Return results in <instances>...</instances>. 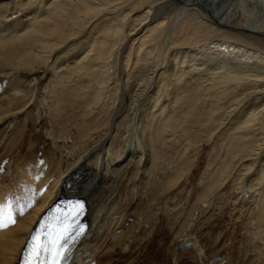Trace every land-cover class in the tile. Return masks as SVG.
Segmentation results:
<instances>
[{"label": "bare ground", "instance_id": "obj_1", "mask_svg": "<svg viewBox=\"0 0 264 264\" xmlns=\"http://www.w3.org/2000/svg\"><path fill=\"white\" fill-rule=\"evenodd\" d=\"M0 67L16 73L0 84V122L26 110L39 89L76 91L64 128L76 132L70 153H78L66 171L58 161L53 169L17 164L7 184L0 171V264H16L60 196L88 206L90 229L72 264L126 259L138 177L142 191L162 195L207 147L209 178L196 199L226 193L231 182L235 224L254 228L264 264V0H0ZM199 237L183 248L209 264ZM226 247L215 264L238 258Z\"/></svg>", "mask_w": 264, "mask_h": 264}, {"label": "rangeland", "instance_id": "obj_2", "mask_svg": "<svg viewBox=\"0 0 264 264\" xmlns=\"http://www.w3.org/2000/svg\"><path fill=\"white\" fill-rule=\"evenodd\" d=\"M250 12L256 13V11ZM19 74L28 75V78H31V75L24 70H21ZM15 75L16 73L11 69L9 70V67H0V84L5 85L7 80ZM55 85L59 84L55 83ZM65 85L63 84L60 90L58 87V89L54 88V92L39 89L35 95L38 97H33L29 101L26 110L9 116L0 122V171L2 174L4 173L3 176L7 175L3 180L4 184L11 180L12 171L17 164L30 166L31 163H34L36 165L41 164L44 169H53V163L58 161L60 165L62 164V171H66L71 166L72 161L76 159L78 153H70L71 147H74V150L77 147L71 138L76 132L71 133L69 131L71 129L67 125V121L70 120L68 117L72 115L73 118V111L65 109L72 105L71 101L69 102L67 99L71 96L75 98L77 93L73 88L68 89V86L67 89H64ZM65 125L69 130L64 128ZM210 152L208 147L206 150L204 149L190 173L181 179L174 189L162 195L157 193L155 197H152L149 196L147 190L142 191L140 188L143 187V176L141 174L138 177L135 185L137 190L133 200L134 204L129 210L131 219L127 223V228L131 225L135 226L134 237L136 240L132 239L130 243L132 251L130 256L123 259L120 258L122 257L121 253L117 254V260L112 261L114 264H125L124 261H127V264H175L178 261L183 264H195L194 255L188 249L183 248L182 242L198 236H201L199 238L204 237L201 241L203 245H206V251L212 256L209 264L219 263V254L227 253L226 246L230 244L238 248V251L240 250V252L237 251L239 254L236 252L239 259L244 258L241 259L240 264H260V256L262 255L260 252L263 247L261 248V242L256 244L249 235V232L253 231L254 228L247 229L244 227L243 229L242 227L240 230L238 226L240 224H235V218L239 217V214L235 213L234 215V203L232 202L235 200L228 198L231 192H234V189L231 188V182L227 186L228 192L226 193L219 189L205 201L196 199L197 194L201 193L204 188L205 180L209 178L207 171L210 167H207L206 163ZM73 179L76 180L75 176L68 178L67 182L71 183ZM248 195L246 193L245 198ZM232 231L237 237L228 241V234ZM239 240L240 242H238ZM214 242L216 245H213ZM248 245L257 246L258 249H254L252 246L249 249ZM125 248L128 247L122 246L116 253L126 250ZM214 256L216 259L213 258ZM238 258L235 257L234 264L238 262Z\"/></svg>", "mask_w": 264, "mask_h": 264}, {"label": "snow or ice", "instance_id": "obj_3", "mask_svg": "<svg viewBox=\"0 0 264 264\" xmlns=\"http://www.w3.org/2000/svg\"><path fill=\"white\" fill-rule=\"evenodd\" d=\"M8 218L12 223L15 222L11 216ZM0 219H2V216H0ZM36 239L37 237L33 235L32 243L28 246L32 259L29 260L26 257L25 264H40L41 252L45 256L44 264H63V259L70 247L69 241L72 240L69 229L65 228L58 233H52L49 239L45 240L40 246L35 245Z\"/></svg>", "mask_w": 264, "mask_h": 264}]
</instances>
